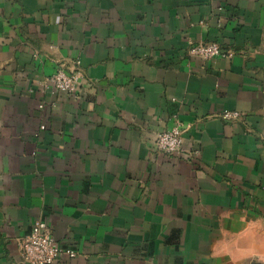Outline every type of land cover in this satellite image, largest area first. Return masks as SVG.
Returning <instances> with one entry per match:
<instances>
[{
    "label": "crops",
    "instance_id": "crops-1",
    "mask_svg": "<svg viewBox=\"0 0 264 264\" xmlns=\"http://www.w3.org/2000/svg\"><path fill=\"white\" fill-rule=\"evenodd\" d=\"M36 220L52 264H264V0H0V264Z\"/></svg>",
    "mask_w": 264,
    "mask_h": 264
},
{
    "label": "built area",
    "instance_id": "built-area-1",
    "mask_svg": "<svg viewBox=\"0 0 264 264\" xmlns=\"http://www.w3.org/2000/svg\"><path fill=\"white\" fill-rule=\"evenodd\" d=\"M187 54L206 60L215 56H230L222 50L216 42L192 43L187 49ZM78 62L72 69L58 67L50 76L51 84L59 91L68 94H77L79 86L82 84L83 74L78 69ZM41 107V106H40ZM242 114L237 110H224L220 117L225 121H236L242 118ZM183 126L178 118H174L172 126L156 135V147L166 154L179 153L182 151ZM22 258L29 264H52L62 252L74 257L76 254L71 249H62L54 239L49 226L44 220L33 222L30 233L21 243Z\"/></svg>",
    "mask_w": 264,
    "mask_h": 264
}]
</instances>
